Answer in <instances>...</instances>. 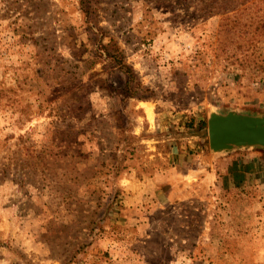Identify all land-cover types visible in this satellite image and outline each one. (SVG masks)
I'll use <instances>...</instances> for the list:
<instances>
[{
  "label": "rangeland",
  "instance_id": "rangeland-1",
  "mask_svg": "<svg viewBox=\"0 0 264 264\" xmlns=\"http://www.w3.org/2000/svg\"><path fill=\"white\" fill-rule=\"evenodd\" d=\"M264 0H0V264H264Z\"/></svg>",
  "mask_w": 264,
  "mask_h": 264
},
{
  "label": "water",
  "instance_id": "water-1",
  "mask_svg": "<svg viewBox=\"0 0 264 264\" xmlns=\"http://www.w3.org/2000/svg\"><path fill=\"white\" fill-rule=\"evenodd\" d=\"M210 142L216 148L227 143H259L264 145V119L228 113L212 115L208 121Z\"/></svg>",
  "mask_w": 264,
  "mask_h": 264
}]
</instances>
